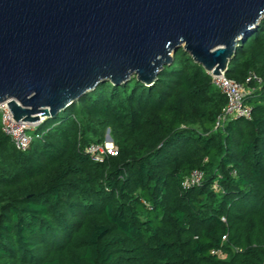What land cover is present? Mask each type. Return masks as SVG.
Listing matches in <instances>:
<instances>
[{
    "label": "trees",
    "instance_id": "obj_1",
    "mask_svg": "<svg viewBox=\"0 0 264 264\" xmlns=\"http://www.w3.org/2000/svg\"><path fill=\"white\" fill-rule=\"evenodd\" d=\"M225 75L249 118H221L225 94L182 47L151 84L102 80L43 118L25 149L0 115V264H264V15ZM106 132L117 153L93 161Z\"/></svg>",
    "mask_w": 264,
    "mask_h": 264
},
{
    "label": "water",
    "instance_id": "obj_2",
    "mask_svg": "<svg viewBox=\"0 0 264 264\" xmlns=\"http://www.w3.org/2000/svg\"><path fill=\"white\" fill-rule=\"evenodd\" d=\"M264 0H0V103L54 116L102 80L151 84L179 48L225 72Z\"/></svg>",
    "mask_w": 264,
    "mask_h": 264
},
{
    "label": "built area",
    "instance_id": "obj_3",
    "mask_svg": "<svg viewBox=\"0 0 264 264\" xmlns=\"http://www.w3.org/2000/svg\"><path fill=\"white\" fill-rule=\"evenodd\" d=\"M208 73L211 75L213 83L226 96V103L224 105L221 118H225L226 116H241L249 118L250 107L244 101L245 95L247 93L245 85L231 78H228L223 71H221L219 74H212L211 71H208ZM252 79H254L258 83L261 82V78L254 73H250L246 80L249 81ZM5 103L6 102L0 103L2 130L11 138L16 148L25 149L31 140V135L30 133H28V131L33 130L40 121L31 124L22 123V119L15 120ZM85 151L88 153L91 160L102 162L105 156L115 155L117 153V146L110 138V140L105 139L103 143H90L86 147ZM201 177L202 171L193 170L190 174V177L186 178L183 181V184L188 185L190 183H198Z\"/></svg>",
    "mask_w": 264,
    "mask_h": 264
},
{
    "label": "rangeland",
    "instance_id": "obj_4",
    "mask_svg": "<svg viewBox=\"0 0 264 264\" xmlns=\"http://www.w3.org/2000/svg\"><path fill=\"white\" fill-rule=\"evenodd\" d=\"M32 130H29L28 133H31ZM111 137H109V134L108 132H106V135H105V139L106 140H110Z\"/></svg>",
    "mask_w": 264,
    "mask_h": 264
}]
</instances>
